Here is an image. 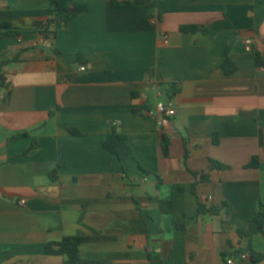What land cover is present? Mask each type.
<instances>
[{"label": "crops", "instance_id": "obj_1", "mask_svg": "<svg viewBox=\"0 0 264 264\" xmlns=\"http://www.w3.org/2000/svg\"><path fill=\"white\" fill-rule=\"evenodd\" d=\"M117 1L134 6L0 0V22L24 35L0 40L11 61L9 88L0 87V264H64L47 245L68 236L83 237V258L110 264H150L152 253L165 264H248L250 255L235 252L247 247L238 231L264 201V0ZM53 8L83 9L59 30L60 55L24 26ZM226 58L237 65L232 76ZM162 84L178 89L164 133L169 156L148 114L169 98ZM111 123L134 159L103 146ZM254 157L261 164L248 168ZM211 159L228 168L211 170ZM170 199L174 210L163 213ZM200 204L220 212L201 214ZM251 245L264 254V234Z\"/></svg>", "mask_w": 264, "mask_h": 264}, {"label": "trees", "instance_id": "obj_2", "mask_svg": "<svg viewBox=\"0 0 264 264\" xmlns=\"http://www.w3.org/2000/svg\"><path fill=\"white\" fill-rule=\"evenodd\" d=\"M111 6L114 8H125V7H133L134 4L131 1H123L119 2L117 0H111ZM53 14L51 17L45 20H35L30 24H24L26 27H30L36 30V32L46 41L51 44L50 50L55 55H60L61 50L55 44V40L57 39L58 32L62 28H66L69 23L77 18L80 14L83 13V9L81 8H71V9H61V8H53L51 10ZM183 32H197L199 28L197 26H183L181 27ZM0 31L2 32V36L0 40L6 37L13 38H22L24 35L20 27H17L16 24L12 21H4L0 22ZM26 48L25 50H28ZM21 51H24L22 49ZM18 57L13 61H17ZM79 63H86L83 56L81 54L78 55ZM11 61H7L4 59V54L0 52V87L9 88L8 84H6L7 77L3 72V68L8 65ZM257 63L259 65L263 64L259 58L257 59ZM222 69L224 70L227 76H232L237 72V65L231 61L229 58L224 60L222 65ZM162 87L165 88L164 84ZM167 95L169 98H172L177 94L178 89L174 84H169L167 88ZM8 100V99H7ZM73 135H80L81 133L73 128L69 129ZM103 146L105 149L115 154L120 161L132 160L135 158L134 152L132 148L128 144L127 136L120 130L119 126L115 123L109 124L107 135L103 141ZM161 146L163 153L166 156L170 154L171 140L166 135L163 134L161 137ZM38 147V144L34 142L30 150ZM260 160L257 157H254L251 162L247 165L248 168H256L260 165ZM228 167L222 164L219 161L210 160V169L211 170H223ZM143 173L146 170H143ZM195 177H199L201 182H208L210 180V176L204 173H193ZM197 183L193 184V192ZM161 210L163 213H171L174 210V202L172 199L161 201ZM220 212V208H207L205 205H199V213H211L212 215H216ZM239 234L242 237H245L248 240L247 247L240 248L235 252V255H241L248 253L250 255V262L248 264H254L260 262L264 259V254L257 253L252 245L251 238L257 234H264V201L259 202V208L255 212V214L248 221V225L245 229H240ZM83 241V237H74L68 236L64 237L60 242L50 243L47 245V253L49 255H62L65 256L64 264H110L107 261L103 260H93V259H85L80 255V246ZM226 257V256H225ZM149 263L150 264H165V261L159 254L152 253L149 254Z\"/></svg>", "mask_w": 264, "mask_h": 264}, {"label": "built area", "instance_id": "obj_3", "mask_svg": "<svg viewBox=\"0 0 264 264\" xmlns=\"http://www.w3.org/2000/svg\"><path fill=\"white\" fill-rule=\"evenodd\" d=\"M261 37L264 39V31L261 34ZM164 39H168V36H165ZM254 40L253 38L249 37L246 39V44L248 47H251ZM87 68L86 66H81L80 70L85 71ZM159 95H162V90L159 87L158 88ZM174 100L173 98H167L165 100H159L155 104V108L153 110L148 111V114L151 116V118L157 123V125L162 128L161 133L164 134L167 132L172 125V117L174 112ZM25 200H21V204H25ZM240 257L243 260H247L249 258V254H241ZM235 261L233 259L228 260V264H234Z\"/></svg>", "mask_w": 264, "mask_h": 264}, {"label": "water", "instance_id": "obj_4", "mask_svg": "<svg viewBox=\"0 0 264 264\" xmlns=\"http://www.w3.org/2000/svg\"><path fill=\"white\" fill-rule=\"evenodd\" d=\"M254 264H264V259L260 262L254 263Z\"/></svg>", "mask_w": 264, "mask_h": 264}]
</instances>
